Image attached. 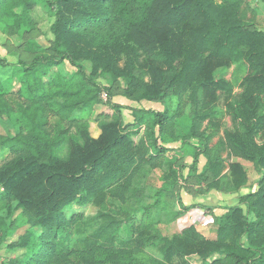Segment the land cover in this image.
<instances>
[{
  "label": "trees",
  "instance_id": "obj_1",
  "mask_svg": "<svg viewBox=\"0 0 264 264\" xmlns=\"http://www.w3.org/2000/svg\"><path fill=\"white\" fill-rule=\"evenodd\" d=\"M32 1L0 0L6 31L28 26ZM242 1L51 0L56 20L49 45L29 31L23 39L32 54L15 69L24 87L13 92L0 81V116L15 128L14 135L0 133V148L9 150L0 159V248L18 208L30 227H39L12 244L25 249L18 264H264V31ZM81 60L92 62V73ZM65 61L78 71H56ZM233 66L232 80L215 77L220 67ZM98 72L125 85L102 86ZM235 86L243 92L230 110L233 126L225 141L215 142L222 128L212 119L219 91L231 95ZM119 89L133 101H161L165 110L134 108L136 120L124 125L122 106L112 102ZM104 91L111 112L92 119L94 134L90 117ZM187 105L189 125L180 134L176 119ZM236 157L251 162L259 178L238 204L215 216L216 237L193 225L164 234L161 225L192 207L182 189L230 193L250 183ZM90 203L100 208L93 217L98 228L81 247L66 245L75 227L83 233ZM14 204L6 220L3 212L9 215ZM74 205L83 210L69 217Z\"/></svg>",
  "mask_w": 264,
  "mask_h": 264
},
{
  "label": "rangeland",
  "instance_id": "obj_2",
  "mask_svg": "<svg viewBox=\"0 0 264 264\" xmlns=\"http://www.w3.org/2000/svg\"><path fill=\"white\" fill-rule=\"evenodd\" d=\"M220 1V0H217ZM33 6H29L28 13L30 18V23L28 26L22 27L18 30V34H11L6 31V28L3 24H0V58H3L7 64H2L0 61V81L5 84L7 88L17 92L18 90L24 87L22 80L15 69L19 64L21 59L25 61H30L32 59V54L30 51L26 50L23 39L25 33L35 34L37 41L44 46H48L50 40L53 39V34L51 27L56 20L54 15L53 8L49 5L51 0H34ZM242 9L247 11L248 17L251 20H254L256 25L264 31V0H243L241 4ZM109 28V27H108ZM108 28L105 31H108ZM116 28V27H114ZM93 37L95 35H92ZM124 55L122 56V63L124 64ZM86 70L87 73H92L93 65L89 60L80 61ZM61 73L74 74L78 71V67L71 64L69 61L63 62V64L56 69ZM234 71L233 67H220L215 71V77L217 79H225L226 81L232 80V74ZM94 78L98 84L102 86L113 87L114 89L123 87L125 82L122 78L115 79L110 73H96ZM120 89L117 91V94L112 98V102L120 104L122 107L120 109L121 118L124 125L132 123L136 120V112L134 108L140 109H153V110H165V105L161 101H153L148 99H142L139 101H133L122 94H120ZM243 88L240 86H235L231 95L226 91H219V98L217 104L214 108V113L212 114V119L216 122H222V128L219 130V134L215 136V142H223L226 139V131L231 129L233 126V117L230 114L232 106H237L241 100V94ZM102 104H97L95 106L94 112L90 117L91 120V130L94 134L99 132L97 122L92 120L98 116L105 115L107 112H111L110 106L107 104L108 96L104 91L101 94ZM174 105L177 103L176 99H173ZM188 106V107H187ZM184 108V115L176 119L177 123V132L182 134L187 130L189 125V112L190 106L187 105ZM220 126V127H221ZM0 133L2 134H15V128L13 125V120L8 116H0ZM137 138V136H135ZM179 143H169L170 147L178 146ZM9 150L6 147L0 148V159L4 157ZM228 151L225 146L222 148V156L225 158L223 162V173L229 170V161H227ZM185 159L189 162L192 161L191 156H185ZM235 161H240L244 167L249 169L251 181L248 185L243 186L237 192H224L217 189L205 190L203 194H193L187 190H181V197L186 206H192L188 209L179 219L168 225H161V229L164 234L172 235L176 232H181L183 229L193 225L205 236L214 238L216 237V218L213 215V210L218 211V214L225 213L229 207L234 206L239 203V198L242 194H247L252 191V188H256L254 182L258 180L259 174L253 169V165L249 161H245L241 158H234ZM206 163V158L202 156L200 158L199 170L202 171L204 164ZM187 172V170L185 171ZM151 182L153 184H159L160 182L152 178ZM2 188L0 186V193ZM14 206L13 205L10 211V214H7V210L3 212L6 220L11 216ZM244 210H246V205H243ZM83 210L79 205H74L67 209V215L70 217L73 212H78ZM87 213L85 216L86 225H82L83 233L77 232L76 227L74 228L69 240H67L66 245L70 247H81L82 238L87 234L93 233L99 226V219H94V216H97L100 208L95 206L93 203H90L86 209ZM21 210L16 209L14 214V219H17L16 226L9 232L7 235V241L0 248V264H18L20 258H22L25 249L14 248L12 244L18 242L21 236L29 228L39 231V227H30V224L27 221L26 217L21 216ZM211 213V214H210ZM217 214V213H216ZM220 214V215H221ZM92 218V219H91ZM97 220V221H95ZM11 220H8V224Z\"/></svg>",
  "mask_w": 264,
  "mask_h": 264
},
{
  "label": "crops",
  "instance_id": "obj_3",
  "mask_svg": "<svg viewBox=\"0 0 264 264\" xmlns=\"http://www.w3.org/2000/svg\"><path fill=\"white\" fill-rule=\"evenodd\" d=\"M225 211H226V210H225ZM213 212H214V214H213V215H217V216H218V215H220V214H221V213H220V214H218L219 212H218V211H216L215 209L213 210ZM216 213H217V214H216ZM210 214H211V213H210Z\"/></svg>",
  "mask_w": 264,
  "mask_h": 264
}]
</instances>
